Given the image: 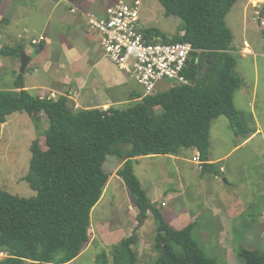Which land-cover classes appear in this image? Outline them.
<instances>
[{
    "label": "trees",
    "instance_id": "1",
    "mask_svg": "<svg viewBox=\"0 0 264 264\" xmlns=\"http://www.w3.org/2000/svg\"><path fill=\"white\" fill-rule=\"evenodd\" d=\"M77 1V0H70ZM167 15L184 21L183 34L174 39L148 29L167 41L189 42L200 52L185 69L191 84L143 96L128 107L75 109L68 96L34 95L19 73L17 89H0V122L27 112L47 129L44 149L39 137L31 144L32 157L25 175L36 195L31 197L0 189V264H65L77 258L91 240V212L110 179L104 166L110 155L123 161L117 174L135 199L141 220L153 214L157 224L155 264H224L212 257L193 236L196 221L183 229L173 227L160 206H155L135 173L140 156L178 155L196 148L205 161L203 174L220 173L208 163L213 121L226 116L239 135L245 130L235 105V92L243 84L237 74L232 29L226 17L238 0H159ZM40 47H44L41 43ZM3 55L19 56L24 45H7ZM31 57L29 56V61ZM37 126H41L37 123ZM254 130L253 133H255ZM140 238L136 230L121 239L111 252L97 256V264H139ZM241 264H264V253L240 247Z\"/></svg>",
    "mask_w": 264,
    "mask_h": 264
},
{
    "label": "rangeland",
    "instance_id": "2",
    "mask_svg": "<svg viewBox=\"0 0 264 264\" xmlns=\"http://www.w3.org/2000/svg\"><path fill=\"white\" fill-rule=\"evenodd\" d=\"M13 1L14 6L18 5L20 9L22 5L24 9L17 12L19 18L11 27L15 40L10 45L16 46L32 38L44 40L40 34L46 32H43L46 11L37 9L40 0ZM46 1L56 4L55 0ZM122 1L131 3L135 0ZM247 3L248 0H238L227 15L226 23L234 35L232 48L238 60L236 72L243 78L234 101L245 130L251 131L245 135L242 132L238 137L226 116L213 121L211 148L214 155H226L217 164L218 167L224 166L225 171H220L218 178L211 173L203 174L192 161L198 153L196 148H182L179 159L164 154L149 155L135 163L136 175L153 202H159L166 220L177 229L196 221L192 232L194 238L208 255L220 258L224 264H241L237 257L240 247L264 253V25L251 4L245 12ZM140 15L141 25L146 31L159 30L166 36L183 32L184 21L178 16L167 15L159 0H140ZM83 29L89 39L100 43L89 31L86 19ZM257 36L259 40H256ZM245 40L250 43L254 55L242 53ZM8 57L14 65L0 71V89H14L22 67L21 55ZM31 57L34 58L32 54ZM34 67L30 65L23 73L27 83L41 81L40 72H35ZM132 81L140 93H144L143 86L133 77ZM168 88V84L161 81L156 92ZM31 92L40 94L38 89ZM112 94L130 101L122 89L112 90ZM131 103L133 101L124 102L120 107H128ZM37 123L41 126L38 127ZM48 126L45 115L40 121H35L27 112L14 113L7 122H0V189L26 197L36 195L25 175L30 168L32 142L39 137L42 147L47 148L45 136L40 132ZM257 127L261 128V133L247 140ZM120 161L122 159L110 155L105 163L104 168L111 177L91 212L92 245L65 264H97L98 254L111 252L121 239L135 230L140 238L139 264H155L159 255L154 247L157 235L155 218L150 213L148 218L140 219L134 196L117 174ZM213 197L220 207L239 201L238 205L243 208L238 206V212L229 215L226 210L216 217L212 210L215 203L210 202ZM5 256V252L0 254V260ZM25 264L34 263L28 261Z\"/></svg>",
    "mask_w": 264,
    "mask_h": 264
},
{
    "label": "crops",
    "instance_id": "3",
    "mask_svg": "<svg viewBox=\"0 0 264 264\" xmlns=\"http://www.w3.org/2000/svg\"><path fill=\"white\" fill-rule=\"evenodd\" d=\"M39 2L40 4L37 9L39 11H46V22L43 26V32L44 30H46V32L40 34V36L45 37V39L39 44H33V40L38 38H32L29 41H24L22 44L24 45V53H27L30 57L31 54H34V58L31 57L27 68L30 65H34V71L40 72L41 81L38 83H27L25 74L24 85L27 89L30 91L36 89L40 90L39 95L42 97L51 95V93H55L56 98L60 95L68 96L70 105L75 109H108L111 106L120 107V104H124V102H134L140 99L137 95L140 91L136 85L133 84L132 77L111 61L102 48V45L89 39L87 34L85 35L83 29L85 19L87 21V13H103L106 7L116 3V0H63V2H65L64 4L62 1H55L56 4H52V2L50 4L46 0H40ZM248 4H251L255 9V15H259L262 17L261 20L264 21V2H258L257 5H255L251 0H248V3L244 7L245 12ZM73 8H76V12L72 11ZM23 9L24 6L22 5H20V9L18 5L14 6L13 0H0V50L4 46L10 45V42L15 40L11 27L15 24L16 18H19L17 12L23 11ZM244 18L246 21V14ZM26 31H29V28H26ZM183 33L184 31L181 34ZM168 36L173 35L170 34ZM256 40H259L258 36ZM41 43L44 45L43 48L40 47ZM250 46V43L245 40L243 50L249 49V52L244 51L246 53H242L254 55L255 53ZM39 48H42L41 52L37 51ZM8 56L10 55H3L0 53V71L5 67H13V61H11ZM20 88L21 87H15L14 89L19 90ZM115 89H122L125 95L130 98V101L121 100L113 95L112 90ZM255 130L256 132L252 133L247 140L258 134L261 128L257 127ZM238 137H241V134H239ZM234 149H232V151ZM143 157L144 156L138 157L137 162ZM171 157L174 159L180 158L179 155H171ZM223 158H226V155H214L211 148L210 159L207 162L218 164ZM122 165L123 161H120L119 168ZM222 168H224V170H222ZM220 170L222 172L225 171V167L220 166ZM211 174L218 178L219 174ZM120 179L122 178L120 177ZM215 200L216 197H213L210 202L215 203ZM238 202L229 203L225 208L215 203L212 208L214 216L220 217L226 210L230 212L229 215L236 211L238 212V206L239 209L243 208V206L238 205ZM93 241L94 239L89 241L81 254L92 245Z\"/></svg>",
    "mask_w": 264,
    "mask_h": 264
},
{
    "label": "built area",
    "instance_id": "4",
    "mask_svg": "<svg viewBox=\"0 0 264 264\" xmlns=\"http://www.w3.org/2000/svg\"><path fill=\"white\" fill-rule=\"evenodd\" d=\"M251 1L255 5L264 2ZM72 11L76 12V8ZM86 16L89 31L99 39L108 58L143 86V96L154 94L161 81L174 86L167 82L168 78H174L176 85L191 84L184 72L194 53L201 50L189 42H167L156 34L149 37L141 25L140 0L131 3L121 0L107 6L102 14L89 12ZM260 21L264 25V21ZM42 39H34L33 44H39ZM47 96L56 98L55 93ZM192 161L203 171L205 161L199 151Z\"/></svg>",
    "mask_w": 264,
    "mask_h": 264
},
{
    "label": "water",
    "instance_id": "5",
    "mask_svg": "<svg viewBox=\"0 0 264 264\" xmlns=\"http://www.w3.org/2000/svg\"><path fill=\"white\" fill-rule=\"evenodd\" d=\"M169 38H170L171 40L174 39L173 36H169ZM37 51H38V52H41V51H42V48H39ZM35 54H36V53H35ZM33 55H34V54H33ZM21 58H22V67H21V71H20V73L23 74V73L26 72V68H27V66H28V64H29V55H28L27 53H22V54H21ZM167 82H171V83H173L174 86L176 85V82H175V79H174V78H168V79H167ZM224 180L227 181L226 178H224ZM158 204H159V202H155V203H154L155 206H158ZM144 219H145V218H144ZM144 219H143V220H144Z\"/></svg>",
    "mask_w": 264,
    "mask_h": 264
},
{
    "label": "bare ground",
    "instance_id": "6",
    "mask_svg": "<svg viewBox=\"0 0 264 264\" xmlns=\"http://www.w3.org/2000/svg\"><path fill=\"white\" fill-rule=\"evenodd\" d=\"M249 51V50H248Z\"/></svg>",
    "mask_w": 264,
    "mask_h": 264
}]
</instances>
